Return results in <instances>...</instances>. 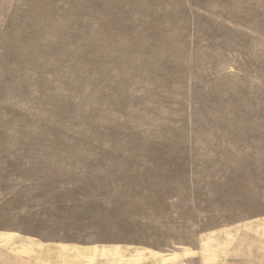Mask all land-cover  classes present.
<instances>
[{
  "label": "rangeland",
  "instance_id": "374dc122",
  "mask_svg": "<svg viewBox=\"0 0 264 264\" xmlns=\"http://www.w3.org/2000/svg\"><path fill=\"white\" fill-rule=\"evenodd\" d=\"M0 264H264V0H0Z\"/></svg>",
  "mask_w": 264,
  "mask_h": 264
}]
</instances>
